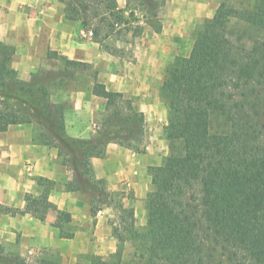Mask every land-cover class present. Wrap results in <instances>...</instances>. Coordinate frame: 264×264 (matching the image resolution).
Returning <instances> with one entry per match:
<instances>
[{
	"label": "trees",
	"instance_id": "1",
	"mask_svg": "<svg viewBox=\"0 0 264 264\" xmlns=\"http://www.w3.org/2000/svg\"><path fill=\"white\" fill-rule=\"evenodd\" d=\"M58 1L65 19L79 23L110 55L119 52L115 43L140 36L145 27L161 31L165 0H124L123 7L118 0ZM193 37L189 55L174 58L159 87L168 153L148 169L152 190L140 229L133 209L93 178L90 160L111 143L143 152V113L122 93L107 90L94 71L92 94L104 99V113L95 137L71 138L63 122L66 107L52 103L51 94L77 80L71 72L89 65L49 52L47 58L61 66L21 81L10 66L13 47L0 43V132L34 125L33 141L56 148L61 164L71 168L68 190L89 194L92 214L101 204L118 213L113 263L87 255L88 264H120L126 242L135 243L141 264H264V0H222ZM38 183L41 195H25L23 211H0L43 221L55 208L48 202L52 183ZM69 223L70 215L58 212L53 227L61 238L73 237ZM55 261L44 256L35 264ZM0 264L31 263L0 246Z\"/></svg>",
	"mask_w": 264,
	"mask_h": 264
},
{
	"label": "crops",
	"instance_id": "2",
	"mask_svg": "<svg viewBox=\"0 0 264 264\" xmlns=\"http://www.w3.org/2000/svg\"><path fill=\"white\" fill-rule=\"evenodd\" d=\"M221 1L165 0L161 31L154 33L145 27L140 36L131 38L137 48L136 62L144 72L127 76L112 68L117 60L101 51L79 23L65 19L60 1L0 0V43L13 47L10 66L18 79L28 81L39 70H57L60 62L47 58L49 52H55L93 65L98 70L97 81L107 90L128 99L135 97L134 103L145 118V130H149L144 151L137 153L111 143L102 157L90 160L93 178L103 182L106 192L120 193L123 206L133 209L135 227L146 224L145 200L152 190L148 169L160 166L167 155L162 137L166 107L158 92L164 76L155 78L152 69L170 66L177 56H188L193 28L210 19ZM118 3L121 7L125 4L124 0ZM92 85L91 80H76L52 91V103L66 106L63 122L71 138L96 136L105 101L92 94ZM34 132L31 124L11 125L0 132V208L23 211L25 195L38 197L43 191L39 178L52 183L48 202L55 208L43 221L28 213L0 211V246L5 253L17 254L28 262L54 254V264H77L82 256L115 253L112 228L117 225L116 209L101 204L92 214L91 196L68 190L74 179L71 168L61 164L56 148L34 142ZM58 212L70 215L71 239L61 238L53 227Z\"/></svg>",
	"mask_w": 264,
	"mask_h": 264
},
{
	"label": "rangeland",
	"instance_id": "3",
	"mask_svg": "<svg viewBox=\"0 0 264 264\" xmlns=\"http://www.w3.org/2000/svg\"><path fill=\"white\" fill-rule=\"evenodd\" d=\"M164 8H165V3H163L161 8H160V12H159V18L160 19H161V12H162V10ZM194 28H193V30H194ZM193 30H192V35L191 36H192V39L194 40ZM134 42L135 41H133L129 36H127V39H126L125 42L117 43V44L115 43L114 47L119 52L115 53V55H112L113 58L117 60L116 62L113 63L112 68L113 69H117L118 73L121 72V75H127L128 76L130 74H132V75L135 74V73L138 74L141 71L144 72V70H142L144 67L143 66L139 67V64L136 62L137 58L134 55H135V53L137 51V48L135 47ZM129 43H131V44H129ZM168 67L169 66H166V67H161V66L154 67L152 69L153 76L155 78H157V79L159 77H161L162 75L165 77L166 70L168 69ZM94 71H96V73L98 75V70L93 65H91V66H89V68L86 67V69H85L84 67H81V68H79L78 71L71 72V73H72V75L78 77L77 80L88 81V80H92L93 79ZM158 92H159V89H158ZM129 99H131L133 104L135 105V103H134L135 97L132 96V98H129ZM160 101L162 102L161 99H160ZM158 116H159V113H158ZM156 122L159 123V120H156ZM148 136H149V130H148V128H146L145 134H144V138H143V141H142V145L144 146V149H145V146L147 145V143H149ZM162 137H163V130H162ZM166 145H167V142H166ZM167 153H168V147H167ZM128 196L130 197L129 194H128ZM122 198L123 197H122V195L120 193H116V197L114 199L116 201L122 202ZM127 208H130V207H127ZM117 215H118V213H117ZM118 221H119V219H118V216H117V218H116V224L117 225H118ZM134 225H135V219H134ZM136 228L140 229L142 227H136ZM116 248H117V246H116ZM135 249H136L135 243L126 242L124 244L123 255H122V260L120 261V264H141V262H140L141 260L138 258L140 253H138V252L134 253ZM139 252H140V250H139ZM111 254H113V253H106L105 256H101V255H98V254H95V253H93L91 255L99 256V257H101V259L113 263L114 259L110 257ZM52 255L55 256L54 254H52ZM30 263L31 264H35V262H30ZM77 264H88L87 255L86 256H82L81 258H79Z\"/></svg>",
	"mask_w": 264,
	"mask_h": 264
}]
</instances>
